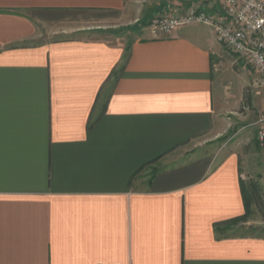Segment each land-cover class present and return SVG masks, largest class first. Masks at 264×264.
Listing matches in <instances>:
<instances>
[{"label": "crops", "instance_id": "crops-1", "mask_svg": "<svg viewBox=\"0 0 264 264\" xmlns=\"http://www.w3.org/2000/svg\"><path fill=\"white\" fill-rule=\"evenodd\" d=\"M223 2L0 0V264H264L259 76L211 26L148 30ZM74 15L93 36L37 42Z\"/></svg>", "mask_w": 264, "mask_h": 264}, {"label": "built area", "instance_id": "built-area-1", "mask_svg": "<svg viewBox=\"0 0 264 264\" xmlns=\"http://www.w3.org/2000/svg\"><path fill=\"white\" fill-rule=\"evenodd\" d=\"M223 5L226 22H216L198 8L190 7L155 17L148 30L154 38H159L195 24L213 27L217 41L256 71L259 76L256 85L264 89V0H224ZM256 125L257 140L264 148V109Z\"/></svg>", "mask_w": 264, "mask_h": 264}, {"label": "rangeland", "instance_id": "rangeland-1", "mask_svg": "<svg viewBox=\"0 0 264 264\" xmlns=\"http://www.w3.org/2000/svg\"><path fill=\"white\" fill-rule=\"evenodd\" d=\"M70 16L66 18H61L58 20L50 21V22H45L43 24H39L37 26V31L39 33V38L37 42H56L72 37H91L93 34L89 31H86V29L91 27L92 24L87 23V22H81V21H76L79 19H82L80 15H74L71 18H74V21H71ZM124 29L123 28H107L103 29L104 32L102 34H97L99 37H103L105 33H113L115 36L118 37V35H122ZM106 34V35H107ZM125 35V34H124ZM234 55V54H233ZM236 56V55H235ZM195 145V143L190 144L189 146L180 148L176 150L173 154L174 156H179L181 154L189 155L192 153V148ZM263 208H264V202L262 203ZM264 217V216H263ZM255 219V218H254Z\"/></svg>", "mask_w": 264, "mask_h": 264}, {"label": "trees", "instance_id": "trees-1", "mask_svg": "<svg viewBox=\"0 0 264 264\" xmlns=\"http://www.w3.org/2000/svg\"><path fill=\"white\" fill-rule=\"evenodd\" d=\"M248 214H249V210L247 209V214L244 217L239 218L237 220H233L231 222H228L227 225H230V226L234 225L235 226V225H238L239 223L245 222L247 220V218H248Z\"/></svg>", "mask_w": 264, "mask_h": 264}]
</instances>
